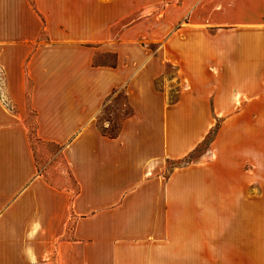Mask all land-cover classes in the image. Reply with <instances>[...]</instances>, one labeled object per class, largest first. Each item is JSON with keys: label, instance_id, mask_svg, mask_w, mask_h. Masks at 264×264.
Wrapping results in <instances>:
<instances>
[{"label": "crops", "instance_id": "1", "mask_svg": "<svg viewBox=\"0 0 264 264\" xmlns=\"http://www.w3.org/2000/svg\"><path fill=\"white\" fill-rule=\"evenodd\" d=\"M50 260L264 264V0H0V264Z\"/></svg>", "mask_w": 264, "mask_h": 264}, {"label": "rangeland", "instance_id": "2", "mask_svg": "<svg viewBox=\"0 0 264 264\" xmlns=\"http://www.w3.org/2000/svg\"><path fill=\"white\" fill-rule=\"evenodd\" d=\"M121 98H122L121 94L118 93L115 101L121 102ZM111 108L112 106L110 105L105 108L102 116L103 118H108L107 116L110 115ZM125 112L128 113L129 110L125 109ZM117 127L118 125L114 122L112 126H110L109 128L110 129L112 128V130L114 131L117 129ZM30 136L33 141L35 152L37 154L38 163L42 167V170L44 174L47 176L48 180L56 185L71 187L73 190H75L74 189L75 187L68 176L66 166L59 153V147L52 145L50 143L47 144L43 142H37L32 131ZM210 137L211 135L209 134L206 141L199 147L198 151L204 148L206 143L209 141ZM168 166L171 167L172 165H168ZM48 264H56V261L50 260L48 261Z\"/></svg>", "mask_w": 264, "mask_h": 264}, {"label": "trees", "instance_id": "3", "mask_svg": "<svg viewBox=\"0 0 264 264\" xmlns=\"http://www.w3.org/2000/svg\"><path fill=\"white\" fill-rule=\"evenodd\" d=\"M102 133L105 134V135L111 136V137H114L117 134L116 131H113V130L108 131V130H106L104 128L102 129Z\"/></svg>", "mask_w": 264, "mask_h": 264}]
</instances>
